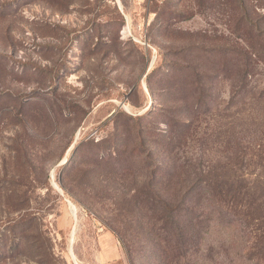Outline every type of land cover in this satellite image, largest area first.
<instances>
[{
	"label": "rangeland",
	"instance_id": "obj_1",
	"mask_svg": "<svg viewBox=\"0 0 264 264\" xmlns=\"http://www.w3.org/2000/svg\"><path fill=\"white\" fill-rule=\"evenodd\" d=\"M261 129L264 0H0V264H264L206 192Z\"/></svg>",
	"mask_w": 264,
	"mask_h": 264
},
{
	"label": "trees",
	"instance_id": "obj_2",
	"mask_svg": "<svg viewBox=\"0 0 264 264\" xmlns=\"http://www.w3.org/2000/svg\"><path fill=\"white\" fill-rule=\"evenodd\" d=\"M263 137L259 138L256 143L258 152L247 156L244 146L241 149L242 159L244 163L239 167V174H233V180L230 182L231 176L225 174L224 176H213L210 178V187H207L206 192L210 193L209 199L215 203V212L221 216L222 226L234 228L239 233L240 242L246 251L247 260H259L264 263V130H260ZM255 156L261 161L258 163L261 171H253L248 169V162L250 157ZM209 178V177H208ZM209 182V180H207ZM163 207L168 208L167 202L163 201ZM188 213L191 214L189 221L181 223L179 220L174 222V229L178 231L177 238L170 241V236H162L160 243L164 254V259L170 257V253L178 251V256L186 254V244L191 239L185 237L184 232L190 231V234L196 236L197 229L195 227L194 216L195 208L188 206ZM202 215V213H201ZM197 222V220H196ZM164 243V246L162 244ZM196 242L192 241L191 246H195ZM170 260V258H169Z\"/></svg>",
	"mask_w": 264,
	"mask_h": 264
},
{
	"label": "bare ground",
	"instance_id": "obj_3",
	"mask_svg": "<svg viewBox=\"0 0 264 264\" xmlns=\"http://www.w3.org/2000/svg\"><path fill=\"white\" fill-rule=\"evenodd\" d=\"M64 162V161H63Z\"/></svg>",
	"mask_w": 264,
	"mask_h": 264
}]
</instances>
